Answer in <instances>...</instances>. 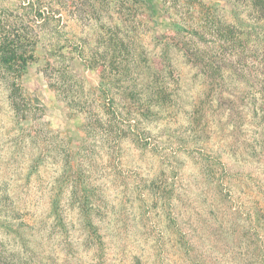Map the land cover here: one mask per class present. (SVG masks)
<instances>
[{
	"label": "rangeland",
	"instance_id": "1",
	"mask_svg": "<svg viewBox=\"0 0 264 264\" xmlns=\"http://www.w3.org/2000/svg\"><path fill=\"white\" fill-rule=\"evenodd\" d=\"M231 1L260 30L253 0H198V38L185 0H74L60 34L29 29L27 71L0 72V264H264V34L221 49Z\"/></svg>",
	"mask_w": 264,
	"mask_h": 264
},
{
	"label": "trees",
	"instance_id": "2",
	"mask_svg": "<svg viewBox=\"0 0 264 264\" xmlns=\"http://www.w3.org/2000/svg\"><path fill=\"white\" fill-rule=\"evenodd\" d=\"M14 1H18L21 7H25L24 5H28L33 10V16L32 19H25L21 18L17 15H14L13 11H10L8 6L10 3H13ZM43 0H0V72L4 74H17L21 72H26L29 64L31 61L34 60V52L35 48L37 47V40L30 36L29 29L33 26H38L40 28L45 27L47 24L52 23L54 25L55 30L57 33L60 34L62 30H64L69 22V17L65 18L64 14L66 15V12H71L68 9V5L70 6V2L74 0H59L57 3L58 7L56 9L52 8V3L50 10L48 12L46 6L44 5ZM45 1V0H44ZM53 1V0H52ZM57 1V0H55ZM87 0H75L77 3V6L75 7L77 12H81L83 9V6H85ZM94 3L102 4L104 0H93ZM154 1V0H151ZM198 0H185L183 2L182 9L185 11V17H184V27L180 26V22L177 21L176 25L179 29L190 35L191 37H197L199 36V29H200V23L196 20V17H194L195 12L197 10L196 6ZM235 1V0H234ZM68 3V4H67ZM95 3V4H96ZM67 4V6H66ZM230 5L234 4L232 7V12L235 16H233V22L235 23H229V27H225L222 24H220V27H214V29L217 30V36L219 37V40L217 41V45L220 46L221 49H225L229 47V52H232L233 50H236L237 47L240 45L241 41L242 44L248 45L250 42L252 33L257 35H263L264 34V0H253V8L255 10L256 14V20L260 24V30L258 28L253 27L251 30H245L242 23L239 21V18H237V8L235 7L236 4L234 2H230ZM15 6V5H10ZM81 6V7H80ZM54 7V6H53ZM238 7V6H237ZM188 15L190 17H188ZM210 15V14H208ZM210 17V16H209ZM207 17V19L209 18ZM16 21L15 25L17 26H11L9 25L10 21ZM206 21V27L205 30H211L213 26H211L212 22ZM11 23V22H10ZM224 29V30H223ZM196 38V39H197ZM192 43L193 40H196L195 38H191ZM264 47V46H263ZM82 49V48H81ZM121 49V48H115V50ZM52 57L55 55V53H51ZM100 59L93 57L89 60H85V65L87 68H92L95 66H99ZM107 67L105 66V69ZM103 71L105 73V70L103 68ZM115 78H113L110 75L105 74V78H103L102 85L109 88L114 87L115 88ZM111 89H109L110 92ZM121 90H125L124 88H121ZM108 92V90H107ZM128 94V92L126 93ZM130 101V100H128ZM131 104V103H130ZM114 105V101H113ZM129 112L126 113V115H122L121 118V124L122 128L120 130V138H122L124 135L126 136L127 128H131L134 123L131 122V119L129 117L132 115V108L129 106L126 108ZM115 110H113L112 113H114Z\"/></svg>",
	"mask_w": 264,
	"mask_h": 264
}]
</instances>
